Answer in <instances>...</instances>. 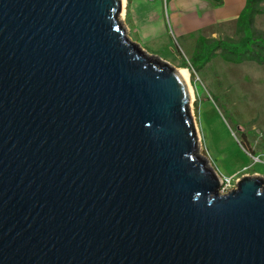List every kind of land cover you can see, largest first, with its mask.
<instances>
[{
    "label": "water",
    "instance_id": "obj_1",
    "mask_svg": "<svg viewBox=\"0 0 264 264\" xmlns=\"http://www.w3.org/2000/svg\"><path fill=\"white\" fill-rule=\"evenodd\" d=\"M123 0H0V264H264V176L198 150L183 68Z\"/></svg>",
    "mask_w": 264,
    "mask_h": 264
},
{
    "label": "rangeland",
    "instance_id": "obj_2",
    "mask_svg": "<svg viewBox=\"0 0 264 264\" xmlns=\"http://www.w3.org/2000/svg\"><path fill=\"white\" fill-rule=\"evenodd\" d=\"M127 2L122 18L129 38L150 55L188 73L201 139L198 153L220 176L233 180L264 176V64L238 61L222 51L203 59L204 48H200L202 43L213 41L238 42L241 24L236 21L217 27L215 34L197 35L186 43L173 36L169 43L146 42L130 23ZM253 12L255 37L264 40V0L255 2ZM244 142L249 152L242 146Z\"/></svg>",
    "mask_w": 264,
    "mask_h": 264
},
{
    "label": "crops",
    "instance_id": "obj_3",
    "mask_svg": "<svg viewBox=\"0 0 264 264\" xmlns=\"http://www.w3.org/2000/svg\"><path fill=\"white\" fill-rule=\"evenodd\" d=\"M130 23L146 42L215 34L217 27L239 20L249 0H127ZM218 2H221L218 5ZM124 12L126 0H124Z\"/></svg>",
    "mask_w": 264,
    "mask_h": 264
},
{
    "label": "trees",
    "instance_id": "obj_4",
    "mask_svg": "<svg viewBox=\"0 0 264 264\" xmlns=\"http://www.w3.org/2000/svg\"><path fill=\"white\" fill-rule=\"evenodd\" d=\"M217 6V1L210 0ZM258 0H249L248 6L242 16L237 21L241 24L242 37L238 42L213 41L208 43H200V48H204L203 59H208L213 53L222 51L225 54L235 57L238 61L246 59L254 60L260 64H264V40L256 38L253 31L255 2ZM221 2H218L220 5ZM247 152H249L246 142L242 143Z\"/></svg>",
    "mask_w": 264,
    "mask_h": 264
},
{
    "label": "built area",
    "instance_id": "obj_5",
    "mask_svg": "<svg viewBox=\"0 0 264 264\" xmlns=\"http://www.w3.org/2000/svg\"><path fill=\"white\" fill-rule=\"evenodd\" d=\"M253 159L255 160V162L261 161L260 159L257 158H253ZM248 168H246L245 170H247ZM221 180H222L221 189H220L221 194H227L237 188V180H233L232 178L223 177V176H221Z\"/></svg>",
    "mask_w": 264,
    "mask_h": 264
},
{
    "label": "bare ground",
    "instance_id": "obj_6",
    "mask_svg": "<svg viewBox=\"0 0 264 264\" xmlns=\"http://www.w3.org/2000/svg\"><path fill=\"white\" fill-rule=\"evenodd\" d=\"M123 5H124V0H123ZM125 7V6H124ZM123 13H125L124 12V9H123V11H122V16H123ZM130 40H131V38H130ZM187 75H188V73L186 72V71H184Z\"/></svg>",
    "mask_w": 264,
    "mask_h": 264
}]
</instances>
